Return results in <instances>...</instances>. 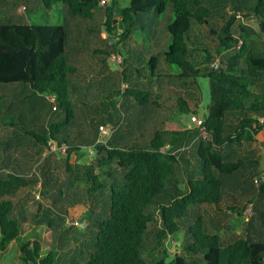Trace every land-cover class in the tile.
<instances>
[{"label": "trees", "instance_id": "obj_1", "mask_svg": "<svg viewBox=\"0 0 264 264\" xmlns=\"http://www.w3.org/2000/svg\"><path fill=\"white\" fill-rule=\"evenodd\" d=\"M128 1L40 0L43 15L54 10L57 22L38 24L26 0H0V249L14 242L23 264H67L73 245L61 237L79 244L82 236L63 230L61 199L77 194L80 182L89 197L105 194L108 202L99 218L86 202L93 237L70 264H264V181L254 183L264 153V0ZM169 66L197 90L196 80L207 79L205 134L199 126L157 130L146 146L101 140V125L133 128L125 101L157 104L152 98L163 91L152 84L170 87ZM149 77L156 80L143 88ZM72 128L84 135L74 140ZM51 140L68 145L54 163L43 156ZM189 144L196 172L179 162ZM85 146L91 162L70 163L72 154L88 156L79 152ZM248 203L256 205L251 216ZM28 224H46L42 241L25 237ZM149 224L160 239L182 233V254L164 250L146 261ZM43 243L50 244L44 251Z\"/></svg>", "mask_w": 264, "mask_h": 264}, {"label": "rangeland", "instance_id": "obj_2", "mask_svg": "<svg viewBox=\"0 0 264 264\" xmlns=\"http://www.w3.org/2000/svg\"><path fill=\"white\" fill-rule=\"evenodd\" d=\"M40 0H26V2L29 5V11H28V18L30 20H32L35 23L38 24H45V23H56V19H57V15L54 12V10L50 11V16H44L42 13V4L39 2ZM110 1V0H107ZM124 3V6L128 4V0H122ZM24 5L21 4V6L18 8L17 13L19 15L23 14V7ZM24 15H26V13L24 12ZM148 17V16H147ZM145 16V18H147ZM115 19L120 20L119 16H114ZM148 24H156L157 21L159 23H162L163 21H167V16L164 15L162 18H148ZM145 27H147L145 25ZM103 36H106V32L104 31ZM113 68H117V64H112ZM147 66V65H146ZM148 67V66H147ZM160 69L161 65L158 66ZM149 68V67H148ZM168 71H170V74L172 76L171 80L173 85L170 87H166L165 88V93L161 94L160 97L157 96V99H154L155 97H153V102H156L157 104H155V106H152V108L150 107H144V106H138L137 102H134L135 106H137L139 109L135 110L134 107L132 108H128V116H133V120H134V125L137 124L139 126H141L142 121L145 119L144 115L145 112L148 110V108H150V112H152L151 114V120H149L148 122H144L143 121V133L145 134L143 137L145 138L147 135L149 136V139L152 137V135L154 134L155 131L157 130H174L176 128L180 129L181 127V123H179V120H182L185 122V124L189 123L190 126L195 127L197 124V120L198 119H203L206 115H207V105L209 103V91H208V82L207 79L205 78H198L196 81L198 82V90L196 89L197 92L200 93V98H201V102L200 105L198 106V109L196 110V114L192 113V112H186V113H182L180 112V107L179 105H176V103L173 105L176 98V93L177 90H179L182 86H179V84L181 83V79H178V77L176 78L174 76V74L179 73V69H177L176 66H169V68L167 69ZM157 72V71H156ZM167 75H169L167 73ZM164 78H162L163 80ZM170 80V78H165L164 80ZM155 78H151L149 77V79L146 80H142L143 81V88H147L150 87V85L152 84L153 81H155ZM175 83V85H174ZM156 86V85H155ZM140 88V87H137ZM156 93L157 90H155ZM173 96V98H172ZM122 98L120 97V100ZM128 101H125V104ZM185 110V109H184ZM157 111L159 112V114L157 113ZM64 113V112H63ZM137 113H139V116H137ZM161 115V116H160ZM104 117V116H103ZM135 117V119H134ZM106 127L108 128L107 134H110V129L111 126L108 124H106ZM72 130L76 131V133L73 135V138L76 139L78 137L79 134L84 135V131L83 132H79L77 131L76 128H72ZM87 132V129H85ZM127 130V128H126ZM126 130H119L120 132L118 134H128L129 132H127ZM123 131V132H121ZM89 132V131H88ZM140 131H137L135 134H139ZM101 135V134H100ZM132 136V135H131ZM116 137V136H115ZM144 138H142L140 135H137V137L135 139H137L136 141H128L129 146H146V144L148 142L145 143ZM89 139V138H88ZM101 140H104V138H101ZM89 150H92L91 147H82L80 148L79 152L84 153L86 156V158H82L79 161V163H90L91 160L94 158V154L90 155L89 154ZM181 150V149H180ZM184 152H182V159H180L181 161H179L180 163L183 164V166L192 169V171H199V165L197 163V160H195L196 158V150L194 148V146L191 144H189L186 148V150H183ZM58 156L62 157L65 156L66 154H62L57 153ZM72 159H70L71 161ZM263 167H264V161H263ZM77 185V190H72V193H77V194H73V195H65L64 197H62L61 201H63L65 203L64 207L66 208V210L68 211V215L65 216V227L63 230L69 231V232H73L74 234H76L77 236H79L81 238L82 236V243H74V239L72 235H67L65 233V235H63L61 237V240L72 244V252H70L69 256L65 257V262L67 264L70 263H75V262H80L81 261V257L82 256V251L86 252V247H85V243H88V241L93 237L92 235V228L93 224H90L91 229L85 230V226L87 225V221L85 220V217H83V212L85 211V209L83 210L82 208L85 206L86 202H88L89 200H91V202H93V204L96 207V212L95 214H93L92 216H97V218L101 217L103 215V212L107 209V206L105 203L108 202V200L106 199L105 194L102 195H97V197H89L90 194L88 195V192L84 191V189L81 186V183H76ZM66 193H67V189H66ZM96 196V195H95ZM59 199V198H58ZM56 202V201H54ZM255 207L256 205L253 204L252 209L247 213L249 215L247 216H251L253 214V212H255ZM85 213H88V210L85 211ZM55 214H57V211H55ZM72 221H78V225L76 227H73L71 229V222ZM30 223V222H29ZM148 232L150 233L148 235V238L146 239V247L144 248V252H143V258L146 261H150L152 259H160L161 257H163V252L164 250L167 251V253L169 255L174 256V255H181L182 251L181 248L179 247V242L182 240L183 238V234L182 233H178L177 235H172V236H168V239H160L158 238L154 233H156L157 228L155 225H151L149 224V228H148ZM153 231H151V230ZM26 236H29L31 238H37L39 240L42 241L43 237L46 234V224H38V225H27L26 228ZM71 234V233H69ZM153 239L154 241L151 242L150 240ZM50 246V244H46L43 243L42 245V249L43 251L45 249H47ZM55 246L59 247V241H55ZM170 259V256H169ZM168 260V258H167ZM0 264H23V262L20 260V252L16 246V244L14 242H11L8 247L5 250H1L0 249Z\"/></svg>", "mask_w": 264, "mask_h": 264}, {"label": "crops", "instance_id": "obj_3", "mask_svg": "<svg viewBox=\"0 0 264 264\" xmlns=\"http://www.w3.org/2000/svg\"><path fill=\"white\" fill-rule=\"evenodd\" d=\"M103 34V33H102ZM103 36V35H102ZM103 37H105V36H103ZM112 63V62H111ZM143 82V81H142ZM153 85V91H155V90H157V92L158 93H162V91H163V93H165V88L166 87H168L167 86V84L165 85V86H161V88H160V86H154V84H152ZM173 84L171 83V85L170 86H172ZM174 85H175V83H174ZM179 86H182L179 90H177V92H175L176 94V98H175V101L176 102H174L173 103V105L176 103V105H179L178 104V102H185V103H187V109L186 108H184L185 110H181V107H180V112H182L183 113V111H184V113H186V112H192V113H195L196 114V110L198 109V106L200 105V103H199V101H198V99H200V102H201V98L199 97V95L197 94V91H196V89L195 88H193V86L192 85H190V86H188V85H184V84H182V83H180L179 84ZM102 97V96H101ZM172 98H173V96H172ZM135 101H132V100H130L129 102H127V104H129L130 105V107H134V109L135 110H138L139 108L137 107V106H135L134 103ZM180 106V105H179ZM133 107H132V109H133ZM150 108H152V107H150ZM150 108H148V110L145 112V119L143 120L144 122H148L149 120H151V114H152V112H150ZM157 113L159 114V112L157 111ZM137 116H139V113H137ZM161 116V115H160ZM201 119V118H200ZM143 121H142V123H141V126H139L138 128H135V125H137V124H135L134 126H133V128L130 130V132L127 134V135H123V134H118V131H119V123L117 124V125H115V126H112L111 125V129H110V134L108 135L107 134V131H108V128L106 127V125H101V126H103L104 127V129L102 130V131H100V134L101 135H99L101 138H105L106 140L107 139H109L110 138V140L113 142V144H115V145H123V143H130V142H128V141H136L137 139H135L136 137H137V135H140L142 138H144L143 136L145 135L144 133H143V127H142V125H143ZM179 123H181V127H180V129H178V128H176V129H174V130H177V131H184V130H187V129H189V128H194L193 126H190L189 125V123H187V124H185V122L184 121H182V120H179ZM196 126H197V124H196ZM195 126V127H196ZM140 131L139 132V134H135L137 131ZM166 130V129H165ZM91 134V133H90ZM88 132L86 133V135H85V138H86V140H88L89 141V139L90 140H93L94 139V137H93V135L91 134L90 135ZM132 135V136H131ZM71 136V135H70ZM116 136V137H115ZM89 138V139H88ZM74 139V138H73ZM76 139H78V138H76ZM76 139H74V140H76ZM195 139L196 138H194L193 137V140L195 141ZM149 140V136L147 135L145 138H144V141H145V143L147 142ZM193 141V142H194ZM64 142H61V143H58L57 141H53V144H54V146L52 147V148H50V149H47V151H45L44 153H43V156L44 155H50V157H51V161H53V163L54 162H57V161H60L61 159H63L65 156H62V157H60V156H58L57 155V153H60V151H59V146L61 145V144H63ZM66 144V143H65ZM67 145V144H66ZM68 146V145H67ZM194 146V145H193ZM165 147H168V149H166V150H169V146L168 145H165ZM90 152V154L91 153H93L94 151H92V150H89ZM174 153H178L179 152V150L177 149H175L174 151H173ZM62 153V152H61ZM62 154H67V153H62ZM263 156L261 157V171H262V173L264 172V167H263V161H264V153L262 154ZM86 157V156H85ZM70 159H72L71 161H70V163H79V161L78 160H80V158L79 157H77L76 156V154H72L71 155V158ZM38 187H39V185H38ZM37 187V190L39 191V188ZM245 207H247V204L245 205ZM84 209V208H83ZM246 215H249V214H246Z\"/></svg>", "mask_w": 264, "mask_h": 264}, {"label": "built area", "instance_id": "obj_4", "mask_svg": "<svg viewBox=\"0 0 264 264\" xmlns=\"http://www.w3.org/2000/svg\"><path fill=\"white\" fill-rule=\"evenodd\" d=\"M106 1L107 0H100V4L103 5ZM22 8L24 9V6ZM110 60H112L114 62H117V63L121 62L120 56H117V55H112L110 57ZM122 86L124 87L125 85H122ZM260 123L264 124V118H260ZM197 126H199L200 130L202 131V133L205 134L204 128L202 127V121L200 119L197 120ZM103 129H104V127L101 126L100 130L102 131ZM53 146H54L53 140L49 141L48 149L52 148ZM67 148H68V146L65 143H63V144H61L59 146V151L62 152V153H66ZM166 149H168V147L164 146V147L161 148V151L165 152ZM263 181H264V172L261 173L259 176L254 178V183H255L256 186L260 185ZM252 207H253V204L252 203H248L247 207L245 209V213L247 214L252 209ZM71 225H78V221H72Z\"/></svg>", "mask_w": 264, "mask_h": 264}, {"label": "water", "instance_id": "obj_5", "mask_svg": "<svg viewBox=\"0 0 264 264\" xmlns=\"http://www.w3.org/2000/svg\"><path fill=\"white\" fill-rule=\"evenodd\" d=\"M113 22L118 24L119 29L122 28L121 20H117V19L114 18V19H113Z\"/></svg>", "mask_w": 264, "mask_h": 264}]
</instances>
